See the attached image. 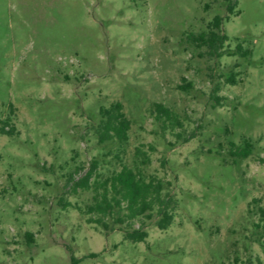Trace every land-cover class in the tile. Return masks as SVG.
I'll list each match as a JSON object with an SVG mask.
<instances>
[{
  "label": "rangeland",
  "instance_id": "374dc122",
  "mask_svg": "<svg viewBox=\"0 0 264 264\" xmlns=\"http://www.w3.org/2000/svg\"><path fill=\"white\" fill-rule=\"evenodd\" d=\"M237 1L230 14L224 0H0V121L16 129L0 133V264H264V0ZM216 16L220 58L190 41ZM239 44L252 54L229 56ZM117 102L130 140L101 144L100 108ZM155 102L184 129L164 135ZM246 139L253 156L232 162L230 144ZM139 147L177 205L167 230L155 217L135 243L127 226L89 224L77 208L93 192L74 182L93 162L101 180L135 167Z\"/></svg>",
  "mask_w": 264,
  "mask_h": 264
},
{
  "label": "trees",
  "instance_id": "16d2710c",
  "mask_svg": "<svg viewBox=\"0 0 264 264\" xmlns=\"http://www.w3.org/2000/svg\"><path fill=\"white\" fill-rule=\"evenodd\" d=\"M227 10L230 14H235L237 8V0H224ZM240 12L238 11V14ZM237 14V15H238ZM224 18L216 16L208 25V30L199 35H192L190 41L197 48H207L208 55L213 58H220L226 55V43L229 41L228 35L224 32ZM240 54L248 57L252 54V50H244L241 44L238 45L236 52L229 56ZM238 73H233L227 78L228 84L237 82ZM191 84H184L180 89L187 91ZM215 101L222 105L221 98L216 96ZM149 114L161 126L162 133H175L176 130H183L185 120L172 108L165 106L163 103H153L149 109ZM10 120L0 121V133L3 135H15L16 129L11 125ZM132 129V121L126 116L124 106L117 102L109 108H100V122L96 128V134L101 144L106 142H117L122 146L128 144L130 140V131ZM176 137L182 139V133L177 132ZM195 134H190L184 140L190 141ZM229 150L232 162L245 160L253 156L255 144L246 139L243 144L237 145L231 143ZM151 151H155L151 147ZM136 161L139 163L135 167L123 165L119 172L101 180L94 174L98 169V163L93 162L92 167L86 173L84 178L79 182H74V190L84 189L93 192V201L88 206L77 209L86 216H89L88 223L96 224L104 230L109 231L112 225L127 226L122 227L120 231L124 233V239L132 242H143L149 237L146 230L147 221L154 220L156 227L161 230H167L173 223L177 201L174 196L166 193L164 182L157 176L146 177L143 168L151 164V157L148 152L142 148L136 149ZM93 182H91V180ZM255 202H259L255 200ZM257 215L260 222L254 224L256 229L255 235L264 251V207H258ZM111 222H108L110 221ZM138 221L139 227L133 228L134 223ZM81 260L72 256V264H79Z\"/></svg>",
  "mask_w": 264,
  "mask_h": 264
}]
</instances>
